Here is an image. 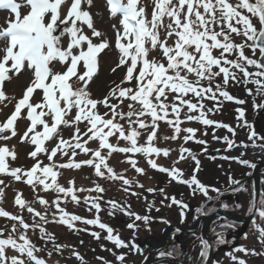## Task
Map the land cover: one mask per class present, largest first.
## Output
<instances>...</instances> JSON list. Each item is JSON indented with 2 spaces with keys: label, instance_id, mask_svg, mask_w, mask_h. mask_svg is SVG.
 <instances>
[{
  "label": "snow or ice",
  "instance_id": "6c2138e0",
  "mask_svg": "<svg viewBox=\"0 0 264 264\" xmlns=\"http://www.w3.org/2000/svg\"><path fill=\"white\" fill-rule=\"evenodd\" d=\"M93 3L94 0H0V10L7 13L6 18L0 21V106L7 107L6 101L14 105L7 118L0 122V141L15 137L17 122L26 119L29 124L20 139L35 146L29 153L35 161L30 169L10 167L5 157L11 156L15 160L16 154L6 145L0 146V174L23 181L32 187L33 192L39 186L44 192L51 190L57 193L56 199L51 201L59 213L56 222L69 228H74L75 222L96 225L107 232L103 238L111 241L116 248L139 251L135 243H125L118 233L113 234L114 229L100 221V196L83 198V202L89 205V211L95 209L96 216L93 219L69 213L62 208L59 194H63L64 198L70 197L73 203L79 204L81 201L77 192L103 193L104 188L99 184L92 189L75 188L73 181H69V187H64L57 182L56 169H78L87 165L94 168L97 177L121 180L124 185H129L132 181L116 173L109 166L108 158L115 152L133 155L140 153L151 168L166 173L172 181L186 185L191 189L192 195L200 193L208 200L213 199L209 191L218 196L223 195L219 189L210 188L197 178L200 163L190 149L181 147L173 166L164 167L152 157H167L170 149L157 147L154 141L158 138L161 121L173 129V135L164 137L165 140H176L181 133H186L183 136L185 143L189 140L206 143L196 139L197 129L181 127L184 120L197 121L205 126L225 127L235 134L230 126L214 121L207 115L214 109L219 110V97L240 105L245 103L224 90L223 85H228L230 81L255 85V92L251 88L246 91L249 96L257 95L262 98L259 103L253 102L254 109H264V0H148L147 3L146 0H106L110 17H120L119 27L112 25L115 31L114 46L119 53L116 68L123 67L126 72L120 84L110 89L102 100L93 99L88 87L97 72L99 55L113 45L94 25L90 11ZM85 28L90 35L85 32ZM94 39L99 42H94ZM154 51H158L159 56H152ZM54 62H59L63 71H54L51 67ZM116 68L112 71L115 72ZM25 69L32 71V78L22 96L19 99L8 97L3 88L4 83ZM217 77H222V84L213 87V81ZM37 90L42 93L39 100L35 99ZM114 100L117 102L113 103ZM125 100L130 101L126 112L121 110ZM205 100L216 103L213 108L205 109ZM99 105H103L107 111L100 114ZM184 109L187 112L182 119ZM236 111L239 113L238 119H243L244 110L237 108ZM80 123H85L84 131L80 129ZM61 125L75 129L70 140H64L60 136ZM244 126L251 129L247 121ZM142 130L146 139L140 144L138 139ZM109 137H115L117 143H111ZM54 139H58L54 147H44L45 141ZM223 139L228 148L235 146L234 141L227 137ZM257 139L264 141V136H258L255 130H250L248 140L252 141L253 146ZM89 141L98 142V147H86ZM119 141L126 143L120 146ZM261 147L264 148V144ZM77 149L90 158L75 161ZM38 153H44L50 163L43 164ZM58 154L66 157L67 162L56 163L53 158ZM188 157L195 161L196 168L190 177H185L183 171L175 165ZM232 159L251 169L256 168V164L246 159ZM126 162L137 173L144 174V169L137 165L132 155L126 157ZM48 177H51V183L46 182ZM228 180L230 185L237 186L232 191L243 189L240 180L231 176ZM3 184L4 181L0 180V185ZM3 191V187H0V194ZM124 191L127 192L128 189L125 188ZM159 191L164 194V189ZM36 199L42 206L49 204L43 196L37 195ZM169 199V207L176 205L181 209L183 223L189 205L174 196ZM14 203L21 210L26 208L29 213L47 222L46 215L36 211L29 202L22 199L20 193H17ZM107 203L111 206L109 215H115L119 211L133 218V222L127 225L129 229L139 227L136 221L147 224L151 219L130 211V205L122 206L115 200ZM222 207L228 209L229 205L222 204ZM235 207L239 208L241 205L236 204ZM195 211L198 215H207L215 209L205 211L202 205ZM247 211L253 215L258 239L264 245V192L260 193L258 203L255 192L252 193ZM0 217L14 222L7 235L6 229L0 228V264H47L45 259L37 255L42 249L28 238L27 230L30 227L39 228L41 239H52V235L35 222L30 225L22 215L12 214L2 207ZM221 227L232 228L234 225L224 224ZM20 229L24 231H19ZM176 231L179 232V229ZM17 232L18 236L14 235ZM91 235L98 241L101 239L97 232H92ZM215 235V243H227L223 232H216ZM246 236L247 234L245 238ZM198 239L201 246L200 259L204 262L209 258L211 244L202 237ZM62 247L55 245V250L59 252ZM235 252L264 255L255 249L240 246L228 254L235 264H247ZM51 254L48 253L49 256ZM72 255L84 264L79 252L73 251ZM165 255V252H160L161 257ZM167 255H172V252ZM125 257L124 253L115 255L120 264H124ZM97 259L103 260V257ZM213 264L217 262L214 261Z\"/></svg>",
  "mask_w": 264,
  "mask_h": 264
},
{
  "label": "rangeland",
  "instance_id": "374dc122",
  "mask_svg": "<svg viewBox=\"0 0 264 264\" xmlns=\"http://www.w3.org/2000/svg\"><path fill=\"white\" fill-rule=\"evenodd\" d=\"M148 0H146V3ZM94 25L96 29L101 31L109 40V42L113 45L112 47L105 49L98 57V69L96 74L94 75L93 79L90 81L88 91L91 94V97L96 100H102L106 95H108L110 89H112L115 85L120 84L121 80L124 78L126 69L123 67L116 68V65L119 60V53L118 50L114 46L115 41V31L112 27V25H117L119 27V16L116 18H111L108 10L105 7V4L102 0H94L93 6L90 9ZM149 13L151 9H148ZM7 16V13L0 10V21H3ZM85 32L87 34H91L86 28ZM94 42H99L98 40L94 39ZM2 43V42H0ZM247 54L251 55L250 51H247ZM152 56H159L158 51H154L151 54ZM234 58V57H230ZM51 67L54 71L60 72L63 71V66L59 62H54ZM116 68V71L113 72L112 69ZM254 70V69H251ZM239 75V74H238ZM32 78V71L25 69L22 71L21 74L18 76H14L11 80L6 81L4 83V91L6 92V95L10 98H16L19 99L23 91L28 86L30 80ZM205 85H207V81L204 82ZM235 83V82H234ZM242 83V82H241ZM241 83H235L241 84ZM216 84H222V77H217L213 81V87H215ZM245 84V83H244ZM132 86V85H127ZM224 90L228 91L229 94H232L233 97L236 96L235 92H233L229 88L228 85H223ZM42 93L37 90L35 93V99L39 100ZM238 100H244V99H238ZM113 103H116L117 101H112ZM195 102V101H194ZM220 111L222 112V115L224 113H231L232 116H237L239 113L236 111L237 108H242L243 105L233 103L231 101L225 100L223 97H219ZM7 104V107H2V110H0V122H3L7 116L11 113L13 110L14 105L12 103L5 102ZM130 103V101L125 100L124 103L121 105L122 111H127V104ZM205 109L212 108L215 101L212 100H205ZM98 111L100 114H103L107 111V109L103 105L98 106ZM187 112L186 109L182 112V119L183 115ZM74 115V113H73ZM209 116V113L207 114ZM259 124H260V118L258 117ZM199 122L197 121H187L184 120L181 127L182 128H195L197 129L199 127ZM28 126V121L26 119H20L16 124V130L17 135L15 137H12L8 141H0V146H7L9 150H12L16 154V159L13 160L11 156H6L5 160L12 168H22V169H30L31 166L35 163V161L29 156V153L35 149V146L32 145L30 142H22L20 137L23 135L24 131H26ZM79 127L81 131L85 130V123H80ZM125 127L127 128V124L125 123ZM73 127H64L63 125L60 126V136L63 137L64 140H70L72 137V134L74 132ZM198 130V129H197ZM198 132V131H197ZM173 135V129L169 127L165 122L161 121L159 122L158 127V138L154 141L155 145L160 148H168L170 149L169 155L167 157L160 155V156H153L152 158L157 161L158 164L164 166V167H172L174 161H176L180 155V148L184 147L185 141L183 140V136L186 135V133H181L179 138L176 140L167 139L165 140L164 137H170ZM201 135V133L198 135L196 133V139ZM146 139V135L144 134L142 130V135L138 139V143L143 144ZM109 141L113 144L117 143L115 137H109ZM58 142V139H54L51 141H45L44 147L51 149L56 145ZM125 141H119L120 146L125 145ZM192 146V144H196L195 140H189L186 143V146L188 145ZM86 147L90 148H97L98 142L89 141V143L86 145ZM189 148V147H188ZM78 152V155L74 157L75 161H82L85 159L90 158L89 155H85L83 152H80L79 149L76 150ZM106 153L107 150H104ZM128 155H132V158L137 162V165L144 169V174H139L135 171L133 167L129 163L126 162V157ZM38 158L43 162V164H49L50 162L47 160V156L44 153H38ZM56 163L61 162H67V158L60 156L59 154L53 158ZM188 160L180 161V163L176 164L175 166L179 169L183 168L187 165ZM108 164L110 167L114 169V171L118 174H122L124 178L128 179L129 181H132L129 185H124L121 180H109L106 177L100 178L95 175L94 168L87 165H82L80 168H64V169H56L58 171L57 176V182L61 184L64 187H69V181L74 182L75 188H83V189H92L95 187L96 184H99L102 188H104L103 193H97L95 191L88 192H77L76 195L80 198V203L75 204L71 201L70 197L64 198L63 194H59L61 196V204L60 206L64 208L67 212L73 213L79 216H82L86 219H93L96 216L95 209L92 211H89V205H86L83 202V198L85 196H100L101 200L99 201L101 204V211L99 213V218L102 223L109 222L110 224L115 223V215H109V211L111 210V206L107 203V201L110 200H117L121 199V202L127 201V199L130 198H146L148 200L143 202V205L141 207H147L149 210V213L147 216L151 217L150 221L145 224L143 221H137L136 224L139 225L137 229H131V234H138L140 235V238L147 236H152L155 239L162 237L161 235V229L165 228L166 223L163 221L167 220V216L170 218V212L172 211V206L169 207L171 204L170 197H176L177 194H180V197L185 200L184 198H187V201L189 204L192 202V205H198L204 198L202 194L197 193L196 195L191 194V189H189L187 186L186 188H178L175 187L176 182L170 180L169 176L163 172H160L156 169L151 168L145 157L140 154H124L115 152L112 154L111 157L108 158ZM184 170V176H188L189 172L186 169ZM166 176V177H164ZM0 180L4 181L3 185H0V187H3L4 191L3 194H0V207H2L4 210L12 213V214H19L22 215L23 218L27 223L30 225L35 222L37 225L42 226L47 233H50L52 235V239H41V233L39 231V228L33 229L29 228L27 230V236L28 238L42 251L37 253V255L43 259L46 260L47 264H77L75 263V256L72 255V249H82V246H84V243L91 244V246H97L95 241H97L92 235V232L97 233H103L101 236V242L107 235V232L101 228H99L96 225H86L81 222H75L74 228H69L67 225L56 222L59 219V213L57 212V209L54 205L51 204V201L56 199L57 193L49 190L47 192H44L41 190V188L38 186L36 191L33 192V189L30 185L25 184L23 181H16L14 178H12L9 175L6 174H0ZM208 181V177H207ZM46 182L51 183V177H48ZM139 185H142L140 187ZM127 188L128 191H124V189ZM148 189H155L156 191L149 192ZM159 189H164V194H161ZM17 193L21 194L22 199L29 202L31 206L36 210L41 212L43 215H46L47 222L41 221L39 217H35L32 213H29L27 209L21 210L18 205L14 203L15 197ZM135 193V194H133ZM211 193V191H209ZM185 194V195H184ZM37 195L43 196L46 200L49 201V204L47 206H42L37 201L36 197ZM184 195V196H183ZM168 197V198H166ZM184 197V198H183ZM251 197V191L250 189L242 191L241 194V202L246 205L249 203ZM151 200V201H150ZM163 201V203H162ZM230 204L229 206H232L231 203H225ZM124 206L123 204H120ZM157 209H159V212H157ZM116 213H119L117 211ZM115 213V214H116ZM55 214V215H54ZM121 218L124 217L123 213L121 212ZM126 218V217H124ZM176 221V218H172ZM259 220V218H258ZM257 220V221H258ZM187 222V221H186ZM14 223L13 221L0 217V228L6 229L5 235L8 234V231L11 230V225ZM124 224V223H123ZM123 224L118 228L120 231L124 229ZM188 224V223H186ZM79 229H87V231H80ZM19 231H24L23 229H20ZM253 231V232H252ZM248 237H246L243 241L244 247H246L249 250L255 249L258 253H264V245H262L258 239V232L255 227H253ZM19 232L15 233L14 235L18 236ZM89 237H86V235ZM92 240H91V239ZM129 237H127L128 239ZM95 240V241H94ZM143 240V239H142ZM81 241L83 243H81ZM124 241V240H123ZM127 243V241H126ZM103 244V243H102ZM55 245H62L63 247L59 252L55 250ZM181 246H191V241H183ZM124 251L123 248L120 249L119 254ZM126 251H129V248H126ZM51 252V256L48 255V253ZM12 254V253H9ZM109 254V253H108ZM237 257L246 260L247 264H264V255H245L241 252H235L234 253ZM135 255V254H134ZM195 255V254H194ZM74 257V258H72ZM141 255H136V261H140ZM94 261V257H88V261ZM153 261H156L152 259ZM190 260V259H189ZM132 261V260H129ZM184 262H188V260H183ZM166 264H172L171 261L164 260ZM201 264L200 257L197 258V256H194L191 264ZM183 263V262H182ZM183 263V264H186ZM93 264H100V263H93ZM224 264H235V262L229 258L226 260Z\"/></svg>",
  "mask_w": 264,
  "mask_h": 264
},
{
  "label": "flooded vegetation",
  "instance_id": "af4514ba",
  "mask_svg": "<svg viewBox=\"0 0 264 264\" xmlns=\"http://www.w3.org/2000/svg\"><path fill=\"white\" fill-rule=\"evenodd\" d=\"M244 108L247 110L245 112L246 116H251L252 119L249 121V119H239L233 120L231 118H225L221 120V124H225L230 126L234 133L229 132L228 128L225 127H217L215 125L209 126L208 129V136L205 137V144L204 149L206 148L207 151H202L200 153L201 157L199 160L200 167L199 171L196 173L197 178L204 183L205 185H208L210 188H217L221 192H223V195H219L215 192L209 193L210 196L213 197L212 200H208L207 197L203 199L198 205L193 206L192 202L189 205L188 210L185 212V220L182 223L181 222V209L173 205L172 211L170 212V218L167 216L168 223H166L165 228L161 229V235L164 234L167 236V241L165 242V246L161 247L162 239L161 237L155 239L152 236H145L142 239L140 238V235L138 234H131L127 233L130 232L131 229L127 227L129 223L133 222V218H130L127 215H123L124 217L121 218V212L115 214V223L110 224L109 222H106L105 224L114 229V235L119 234L120 237H123L125 241H127V237H132L133 242L137 245L139 251L141 252V259L140 261H136V256L134 255H127V251L124 248L123 253L126 254L125 262L124 264H140L143 262L144 259H146L153 250H156L155 253H153L152 259L159 260V259H166L167 261H171L172 264H177L175 261L184 262L183 260H188L186 264H191L194 256H197V258L200 257L199 253L201 250V246L199 243L198 237H203V230H205V225L208 223V220H203L204 223H200L197 226L195 235H184L181 234V232H177L176 228H192L197 225L198 220L205 215H198L196 213V209L198 207H201L203 205L205 211L208 209H215L216 210H227L231 212H235L240 215H247V207L248 204L244 205L241 202V194L242 191L252 189L253 183L252 181H248V175L251 172V168L241 165L237 162L236 157H240L241 159H246L250 163H258L264 160V148L261 147V144H264V141H261L259 139L256 140L255 146H253L252 141L248 140V135L250 130H255L258 136H264V112L260 114V125L259 128H257L255 125H253V118L256 115V113L259 111V109H254L253 105L251 106L249 112L248 108L249 105L245 104ZM247 121L248 125H251V129L249 127H245L244 123ZM214 137H218L214 138ZM224 137H227L228 139L234 141V147L228 148V145L224 141ZM241 153L244 155L241 156ZM225 157H228L229 159H225ZM196 168V163H194L189 168V176L192 175L193 169ZM262 175V187L264 186V170L261 171ZM229 176H231L233 179L240 180L243 189L238 192L232 191L233 186L229 184ZM208 177V181H207ZM186 185L177 183L175 184V187L178 188H186ZM229 196V197H227ZM225 197V198H224ZM177 199L183 200L180 197V194L178 193L176 196ZM185 199V198H184ZM121 199H117L116 202L119 204H123L124 206L130 205V211L141 215V216H147L149 213V210L147 207H141L143 205V202L148 200L146 198H130L127 199V201L121 202ZM151 201V200H150ZM186 203L187 200H184ZM225 203H231L232 206H229L228 209H224L222 207V204ZM239 204L241 207L236 208L235 205ZM230 205V204H228ZM157 212H159V209H157ZM214 212V211H213ZM211 213V212H208ZM207 213V214H208ZM196 217V219H194ZM172 218H176V221L173 222ZM187 221V222H186ZM137 222V221H136ZM135 222V223H136ZM124 223V224H123ZM188 223V224H186ZM123 224L124 229L119 230L118 228ZM224 224H232L234 227L232 228H223L221 227ZM207 234H208V241L211 244V254L210 258L207 261V264H213V262H217V264H224L227 259L230 258L228 255L229 253H232L234 249L239 248L244 241L245 235L237 238V234L239 230L242 228L241 224H238L234 221H230L228 219L223 218H213L211 219L207 225ZM216 232H223L224 239L227 241L225 244H217L216 241ZM86 235V234H85ZM100 235H103V233H100ZM86 237H88L86 235ZM89 238V237H88ZM103 238V237H102ZM91 239V238H90ZM92 240V239H91ZM179 240V241H178ZM191 241V246H181L183 241ZM95 241V240H94ZM181 242V243H179ZM94 243L97 244V246H91V244L84 243V246H82V249L80 252L82 253L83 262L84 264H93V263H100L105 264V262H111V264H120V262L116 261L115 255L119 254V251L121 248H116L115 245L106 239L97 240ZM103 243V244H102ZM103 245V248L101 247ZM107 249H111L112 251H108ZM143 249V251H142ZM175 249V251H174ZM136 251H133L131 254H135ZM160 252H165L166 255L161 257ZM172 252V255H167V253ZM109 253V254H108ZM195 254V255H194ZM138 255V256H140ZM88 257H94V261L89 260ZM97 257H103V260H98ZM190 259V260H189ZM132 260V261H129ZM153 261V260H152ZM77 263V262H75ZM204 262L201 261V264ZM78 264H81L78 263ZM200 264V262H199Z\"/></svg>",
  "mask_w": 264,
  "mask_h": 264
},
{
  "label": "water",
  "instance_id": "95a60500",
  "mask_svg": "<svg viewBox=\"0 0 264 264\" xmlns=\"http://www.w3.org/2000/svg\"><path fill=\"white\" fill-rule=\"evenodd\" d=\"M264 109L261 110V112H263ZM258 125V123H257ZM264 163L259 164V165H256V168L253 169V172H252V177L254 179V192L256 194V202H258V199H259V191H260V188H259V175H258V170L260 167H263ZM214 216H223V217H227L229 219H234L238 222H242L244 223V227H243V230L244 228H246V226L249 224L250 220L253 218V215H249L247 217H238L236 216L235 214H230V213H227V212H216V213H212L211 215H209L210 218H213ZM183 233H188V232H191V230H183L182 231Z\"/></svg>",
  "mask_w": 264,
  "mask_h": 264
}]
</instances>
